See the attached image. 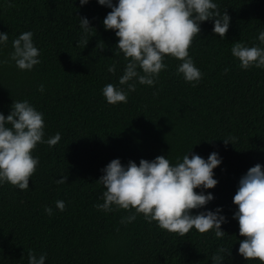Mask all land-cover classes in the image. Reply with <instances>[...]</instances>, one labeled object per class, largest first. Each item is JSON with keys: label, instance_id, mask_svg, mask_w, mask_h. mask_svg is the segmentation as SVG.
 <instances>
[{"label": "trees", "instance_id": "trees-1", "mask_svg": "<svg viewBox=\"0 0 264 264\" xmlns=\"http://www.w3.org/2000/svg\"><path fill=\"white\" fill-rule=\"evenodd\" d=\"M215 2L230 24L224 39L212 32L211 20L193 37L189 55L202 73L199 82H185L176 71L181 61L166 57L167 68L153 86L137 83L127 103L112 105L101 90L118 84L127 61L122 53L114 55L118 38L103 27L110 8L97 0L83 6L79 0H0V32L8 34L0 59L8 58L13 39L32 31L41 61L31 71L14 63L0 66V113L6 116L13 100L26 99L44 114L45 139L61 136L51 147L37 145L39 164L28 190L0 186V264H28L30 249L46 254L45 264H212L220 247L231 250L222 264H258L237 253L244 237L233 219L232 198L250 167L259 163L264 170V68L241 69L230 49L237 41L259 44L264 0ZM79 17L93 27L86 34ZM41 84L43 92L37 90ZM229 137L236 139L225 145ZM190 149L189 158L194 153L207 159L213 151L222 158L213 169L218 183L205 190L214 197L205 208L219 206L226 217L222 238L195 229L179 236L141 214L121 223L131 211L96 207L106 190L98 181L101 169L112 159L138 165L164 155L177 163ZM61 176L66 183L57 184ZM57 200L64 201L63 211L56 209Z\"/></svg>", "mask_w": 264, "mask_h": 264}, {"label": "clouds", "instance_id": "clouds-1", "mask_svg": "<svg viewBox=\"0 0 264 264\" xmlns=\"http://www.w3.org/2000/svg\"><path fill=\"white\" fill-rule=\"evenodd\" d=\"M79 3L83 6L88 0H79ZM97 3L111 9L102 21L103 27L113 30L118 38L114 55L122 53L127 61L118 84L108 83L101 90L105 101L112 105L127 103L128 94L135 91L137 83L153 86L159 73L167 68L166 57L181 61L176 71L185 82L198 83L202 73L189 55V48L193 37L200 32V24L211 20L212 32L221 39L230 24V16L218 10L215 0H115V3L97 0ZM79 26L83 34L93 28L86 17H79ZM33 35L32 31H25L13 39L12 51L7 59H0V66L14 63L19 70L31 71L40 64V50L34 44ZM256 39L259 44L248 46L237 41L231 46V55L243 70L264 68V47L261 46L264 30ZM7 42L8 34L0 32V47ZM108 71L114 72L115 66H108ZM37 90L43 92L44 85H39ZM60 139L59 132L45 139L44 114L28 100H13L9 113L6 116L0 113V186L7 182L19 190H28L29 178L39 164V157L33 154L37 145L51 147ZM235 139L229 137L224 143L227 145ZM190 151L177 163H171L164 155L151 161L142 158L138 165L131 160L124 165L119 158L112 159L101 169L103 175L98 181L106 190L101 196L103 203L96 207L105 212L131 211L121 218V223H131L141 214L145 221H155L159 228L179 236L195 229L201 234L211 231L215 237L222 238L225 232L221 225L226 217L221 207L205 208L214 199L205 190L218 183L213 178V169L222 158L216 151L207 159L194 153L189 158ZM66 180L67 176H61L55 182L64 184ZM232 202L237 206L233 219L238 221L239 235L244 237L239 241L237 253L246 261L264 264V170L259 163L240 177ZM55 207L63 211L64 201H55ZM194 209L203 210L193 214ZM44 211L48 215L53 212L48 206ZM230 253L231 250L218 248L210 257L212 264H222L225 255ZM45 260L46 254L37 256L31 249L27 252L28 264H45Z\"/></svg>", "mask_w": 264, "mask_h": 264}]
</instances>
